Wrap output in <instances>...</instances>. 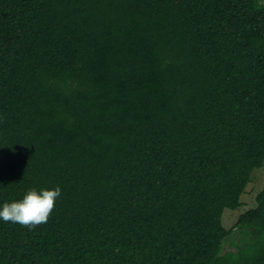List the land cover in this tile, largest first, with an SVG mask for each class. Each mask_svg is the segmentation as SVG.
<instances>
[{"label": "trees", "instance_id": "16d2710c", "mask_svg": "<svg viewBox=\"0 0 264 264\" xmlns=\"http://www.w3.org/2000/svg\"><path fill=\"white\" fill-rule=\"evenodd\" d=\"M262 167L264 0H0V264H264Z\"/></svg>", "mask_w": 264, "mask_h": 264}, {"label": "clouds", "instance_id": "9594fccd", "mask_svg": "<svg viewBox=\"0 0 264 264\" xmlns=\"http://www.w3.org/2000/svg\"><path fill=\"white\" fill-rule=\"evenodd\" d=\"M60 196V187L28 190L22 199L0 205V221L32 226L44 223Z\"/></svg>", "mask_w": 264, "mask_h": 264}, {"label": "rangeland", "instance_id": "374dc122", "mask_svg": "<svg viewBox=\"0 0 264 264\" xmlns=\"http://www.w3.org/2000/svg\"><path fill=\"white\" fill-rule=\"evenodd\" d=\"M264 188V167L261 169H255L251 181L248 184L245 192L241 196L242 205L236 209H226L223 215V224L228 229L233 228L237 223L240 215L246 211L255 208L257 206V195ZM237 231V230H236ZM233 247L230 244V239H227L224 244V251H230Z\"/></svg>", "mask_w": 264, "mask_h": 264}, {"label": "flooded vegetation", "instance_id": "af4514ba", "mask_svg": "<svg viewBox=\"0 0 264 264\" xmlns=\"http://www.w3.org/2000/svg\"><path fill=\"white\" fill-rule=\"evenodd\" d=\"M236 239L238 240V239H239V237H236ZM231 242H232V241H230V244H231Z\"/></svg>", "mask_w": 264, "mask_h": 264}]
</instances>
